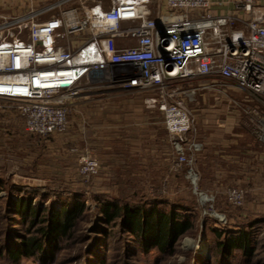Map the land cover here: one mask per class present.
I'll list each match as a JSON object with an SVG mask.
<instances>
[{"label":"built area","instance_id":"2783aa9c","mask_svg":"<svg viewBox=\"0 0 264 264\" xmlns=\"http://www.w3.org/2000/svg\"><path fill=\"white\" fill-rule=\"evenodd\" d=\"M26 1V14L0 17V102L19 113L28 134L64 133L67 99L153 92L148 111L162 116L177 161L190 163L202 145L191 135L194 121L182 101L192 96L179 86L218 76L254 100L258 108L244 109L245 124L255 115L264 141V0H234V12L225 16L210 15L208 0H164L160 21L149 18L147 0ZM25 27L16 40L14 30ZM78 164L82 180L97 174L89 157ZM188 178L195 188L191 170ZM198 197L201 205L213 201ZM226 199L241 208L244 193L227 189ZM208 216L225 224L213 210Z\"/></svg>","mask_w":264,"mask_h":264},{"label":"rangeland","instance_id":"374dc122","mask_svg":"<svg viewBox=\"0 0 264 264\" xmlns=\"http://www.w3.org/2000/svg\"><path fill=\"white\" fill-rule=\"evenodd\" d=\"M132 94L134 93L117 94L111 97H123ZM149 95H151V99L156 97L155 93H149ZM136 97L137 96L135 95L120 98L115 100L114 102L115 104L120 103L119 107L121 108L126 99L134 101ZM100 98H102L101 100H103L102 102H100L102 106L106 107L107 104L112 106V100H107L109 97ZM89 99L90 98L67 99L64 103L65 106H67V108L69 109L67 114V129L62 134H56L49 137H41L35 134H28L24 129V122L19 113L16 110L8 108L11 105L10 103L0 102V148H2L3 154H5V148H7L8 152V156H6V158L5 156H0V176H3V178L5 179H11V182H13V184L15 183L20 186L31 187V189L35 190V192L31 193V197L34 198L36 202L41 198L40 193L43 194V192L46 190H56L57 187H60L59 184H67L70 182V180L76 181V179L78 180L79 178L84 183H87L86 185L83 184L86 194L95 191L93 185H95L97 188L100 185H104L105 190L102 189V191H105V193L108 194L104 196L113 198L115 200L128 199L133 195L136 196L133 201H136L140 198V196L145 195L146 197L152 198L158 197L159 199L180 200L184 202L183 204H186V206H190L194 212L186 209L188 210V214H183L182 216L189 218L194 225V228L191 229V231H189L187 235L180 240L178 246L175 247V249H177L176 252L172 255H169V253H167L165 255H162L161 257L158 256V253L156 252H151L146 256L139 255L137 259H141L142 261L138 264H156L155 262L158 263L159 259L161 260V264H215L214 258L221 252V249L216 246L217 242H221L223 246L227 243H229V246H233L239 242L238 239L240 237H238V229L229 226L230 224H239L241 226L244 225V222L242 223V220L244 219L251 220L255 218H262L264 216V207H262V204L259 205V207H256V209L251 207V204L252 202H254V200L253 194L252 192L250 193L249 190L247 191L246 189H243L236 185L229 186L224 182L220 183L219 181L212 186L203 189L201 184V173L198 167V160L200 156H188L190 158V163H179L177 161L178 156H175V154L174 156H163L162 158L157 159L155 158L156 156H152L154 161L149 160L147 162H142V160L145 161L146 156H125L123 149L119 148L118 150L120 153L118 154L120 156H115L116 159H113L116 162L114 168L111 170L110 168L103 166L98 160L97 148L95 147V144L99 141L96 140V138L92 134V131L89 129H92L90 127L91 119L95 118V115H99L100 117H102V113L105 111L101 112L99 110H95V112L92 113L93 111L91 110L93 109L91 108V101L93 100L89 101ZM81 101L87 102L84 103L86 106L81 107V109L77 110L76 104ZM252 105L257 107V105L253 102ZM5 108H7L8 110H6ZM109 113L105 114L106 117H110L109 115L114 116L113 112L111 113V111H109ZM121 115L123 114H117L118 118L122 117ZM257 123L258 120L255 115L250 113L246 127L254 132L256 141L264 145V141L262 139L260 140L261 142L258 140L256 131L254 130V128L257 127ZM37 142L40 143V146ZM32 145L37 148L32 150ZM94 147L96 149H94ZM103 148L107 147H101V149ZM17 150L22 151L20 153L18 152V155L22 156V158L17 159V161L15 162L11 161L13 159L9 156L17 154ZM72 150H74L75 152L72 153ZM51 154L53 155L50 156ZM164 154H168L167 150L164 151ZM82 155L89 157V159L94 160L97 163V174L93 177H89L87 180H82L78 175V161ZM104 162L106 163L107 159H104ZM124 164L128 166L127 170L125 169ZM30 165L31 170L29 169ZM140 167L145 170H141ZM165 167L166 170L164 171L163 169ZM161 170H163L162 172L165 174V179H161V181L163 182L161 188H159L157 191L153 190L152 187H150L148 191L146 190L147 193H134V191H132L136 188V185L134 186V183L139 184L141 179L133 177V175L146 177V179L141 180H147L148 182L151 181L150 178H153L152 180H154L156 176H161L163 174L162 172H159ZM189 170H191L196 175L197 182L195 188L192 186L188 178ZM16 172L20 173V175L16 174ZM126 174L131 177L129 178L125 176ZM170 177H178L179 184H173V181L170 179ZM261 179H264V177H262ZM126 180L134 182L131 185L133 186L131 187V190H124L123 187L120 186L123 185V181ZM260 183L263 184L262 181H260ZM223 184L225 186H223ZM18 189L25 188L18 187ZM227 189H235L244 193V203L241 208H235L227 202ZM110 190H113L116 193L109 194ZM15 194L20 197V195L22 194L27 196L28 193L16 192ZM199 194L212 197L213 201L209 204L201 205L199 203ZM70 195H73V193H70ZM187 195L189 196L187 197ZM256 195L257 194H255L254 196ZM5 196L6 193L0 194V215L3 212L2 208H4L3 202L6 198ZM189 197H191L192 201L188 199ZM84 202L87 203V207L90 205L87 199L84 200ZM55 205L57 206L58 203L56 202ZM169 208V204H164L158 210L164 211L169 210ZM151 210L152 209H149L148 211ZM179 210L181 211V209ZM211 210H213L219 216H222V218L225 220V224H219L216 220L209 217L208 214ZM176 211L177 213H179L178 210ZM223 212L227 213V215L229 214L228 212L237 214L238 216L242 215L244 219L239 218L230 220L223 215ZM91 214L92 213L90 211L85 212L88 223L79 224L80 226H78V229L83 230V233L87 232V230L91 226ZM189 214H192V216ZM204 223H206V226L204 227V231L200 233L202 224L204 226ZM2 224L4 223H2V221L0 220V232L2 229ZM257 226H259V223H257ZM20 228H22L21 225H14L10 227V229L13 231L19 230ZM26 228H30V226L27 225ZM211 228H215V230L216 228L217 230H226L225 228H228L230 230H228L229 233H234L235 235H233L234 237L231 235V237L229 236L224 240H222L223 238L221 237H219V239H216L214 237V239L210 234H208L209 232H207ZM255 230H258V235H252L253 244L255 240L257 244L264 245V223H261L260 228ZM243 231H246V228ZM22 233L23 232H21V234ZM250 233L252 232H249V234ZM212 241L214 243H211ZM128 242L129 245L132 244H130L131 241ZM109 245L112 246L113 242ZM201 245L205 246L206 251H208L206 260H204L198 252L199 246ZM253 248L259 249L255 246ZM100 250V253H103V248H100ZM115 251L111 250L109 252V258L107 255L108 262H112V264H116V261H118V256L120 255L121 248L119 247ZM232 251L234 252L235 256L232 264H264V248L263 250H257V252L254 253L252 259L246 263H243L242 255L239 254L238 251ZM195 252H197V256H194ZM58 253L56 254L55 260L52 264H65V262L68 260V254H64V252H60L59 254ZM64 256L66 258L63 262H61ZM1 260L2 259H0V261ZM19 264H40V262L34 258H31L22 259Z\"/></svg>","mask_w":264,"mask_h":264},{"label":"trees","instance_id":"16d2710c","mask_svg":"<svg viewBox=\"0 0 264 264\" xmlns=\"http://www.w3.org/2000/svg\"><path fill=\"white\" fill-rule=\"evenodd\" d=\"M9 157L14 162L22 158V156ZM29 169L31 170V165ZM17 172L16 174L20 175ZM125 176L131 177L128 174ZM133 177L146 179V177L134 175ZM141 179L139 184L126 180L120 186L124 190H131L133 187L131 185L134 183V186L136 185L135 190H132L134 193H147L150 187L157 191L161 188L163 182L161 179H165V174L156 176L154 180L150 178L151 181L148 182ZM170 179L173 184H179L178 177H170ZM83 184L87 183L79 178L76 181L70 180L67 184H59L60 187H57L56 190H46L43 194L40 193L41 198L36 202L31 197V193L35 192L31 187L13 184L11 179L0 176V194L6 193L3 212L0 215V220L4 223L0 232V259H2L0 264H19L22 259L31 258L36 259L40 264H52L58 252L68 254L65 264H112V262H108L107 255L109 258V252L115 251L119 247L121 252L116 264H138L142 261L137 259L139 255L146 256L151 252L158 253L160 257L167 253L174 254L177 250L175 247L178 246L180 240L194 228L190 219L182 216L188 214V210L194 211L180 200L159 199L145 195L140 196L136 201H133L136 197L133 195L128 199L115 200L104 196L108 195L102 191L104 185H100L98 188L93 185L95 191L86 194ZM18 187L25 189H18ZM16 192H27L28 194L18 197ZM114 193L116 192L113 190L109 192V194ZM83 199H87L89 202L88 207ZM188 199L191 200V197ZM164 204H169V210H158ZM149 209L152 210L148 211ZM88 211L92 213L91 226L87 232L83 233V230H79L78 226L88 223L85 215V212ZM228 213L227 215L223 212V215L230 220L244 219L242 215ZM189 215L192 216V214ZM243 222L244 225L241 226L239 224L229 225L238 229L240 238L237 244L229 246L227 243L223 246L221 242H217L216 246L221 249V252L214 258L215 264H232L235 258L232 250L238 251L242 255L243 263L251 260L257 250H263V244H257L254 239L253 244L252 241V235H258L257 231L253 229V219H244ZM14 225H21L22 228L13 231L10 227ZM27 225L30 228H26ZM205 226L206 223L204 226L202 224L200 233L204 231ZM245 228L246 231H243ZM225 229L211 228L207 232L213 238L221 237L222 240L235 235L229 233L228 228ZM21 232L23 233L21 234ZM249 232H252L251 235ZM128 241H131L130 244H132L129 245ZM112 242L113 245L110 246L109 244ZM254 246L259 249L253 248ZM100 248H103V253H100ZM196 253L194 256H197ZM65 258L64 256L61 262ZM155 263L161 264V260L159 259L158 263Z\"/></svg>","mask_w":264,"mask_h":264},{"label":"crops","instance_id":"0c3cea01","mask_svg":"<svg viewBox=\"0 0 264 264\" xmlns=\"http://www.w3.org/2000/svg\"><path fill=\"white\" fill-rule=\"evenodd\" d=\"M208 1L210 15L225 16L234 12V0ZM147 2L149 18L160 21L167 14L164 0H147ZM28 8L26 0H0V17L22 16L28 12ZM198 15L197 12H191L193 17ZM49 17L47 15L41 20H46ZM236 29L240 31L239 27ZM26 32V27L14 30V33H17L15 39L22 38ZM119 43L123 46L130 44L125 40ZM179 87L181 91H187L192 96L191 99L183 98L182 101L194 121V131L191 135L202 145L201 154L195 156H200L198 167L203 189L218 181L229 186L236 185L252 192L254 202L251 207L256 209L261 204L264 207V179H261L264 177V145L258 143L254 132L246 127L243 113L246 107L253 106L252 102L255 104L254 100L238 90L232 82L218 76L200 78ZM135 95L137 97L134 101L126 99L121 108L119 107L120 103L115 104L114 102L117 99ZM102 97H109L107 100H112V106L108 104L106 107L102 106L100 102L103 100L100 97L89 99V101L93 100L91 101L92 113L95 110L105 111L102 113V117L95 115L96 117L91 119L90 127L92 129L89 130L99 141L95 147L98 160L103 166L111 170L114 168L116 162L113 159H116L115 156H120L119 148L123 149L125 156H146L145 161L142 160V162L154 161V156L156 159L163 156H174L171 139L162 125V116L147 109L148 101L155 97L151 99L149 93H134L123 97ZM84 101L76 104L77 110L86 106L84 103L87 102ZM109 111L113 112L114 116L106 117L105 114ZM117 114L123 115L118 118ZM37 143L40 146V143ZM95 147L94 149H96ZM101 147L107 148L101 149ZM36 148L32 145V150ZM166 150L168 154H164ZM4 151L5 154L0 148V156H8L7 148ZM18 152L22 151L17 150V154L11 156H19ZM104 159H107L106 163ZM124 166L125 169L128 168L126 164ZM141 170L145 169L141 168ZM163 170L165 171L166 167ZM223 186L225 185L223 184ZM255 194L257 195L254 196ZM253 222V229L260 228V224L264 223V216L253 219Z\"/></svg>","mask_w":264,"mask_h":264},{"label":"bare ground","instance_id":"6f19581e","mask_svg":"<svg viewBox=\"0 0 264 264\" xmlns=\"http://www.w3.org/2000/svg\"><path fill=\"white\" fill-rule=\"evenodd\" d=\"M218 222H220V224H221V221H218ZM198 252H199V254L201 255V257H203V259L204 260H206L207 259V251H206V248H205V246H199V249H198Z\"/></svg>","mask_w":264,"mask_h":264},{"label":"water","instance_id":"95a60500","mask_svg":"<svg viewBox=\"0 0 264 264\" xmlns=\"http://www.w3.org/2000/svg\"><path fill=\"white\" fill-rule=\"evenodd\" d=\"M207 254H208V251H207Z\"/></svg>","mask_w":264,"mask_h":264}]
</instances>
